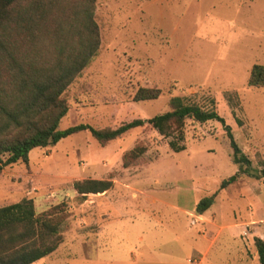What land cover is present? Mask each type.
<instances>
[{"label": "rangeland", "instance_id": "rangeland-1", "mask_svg": "<svg viewBox=\"0 0 264 264\" xmlns=\"http://www.w3.org/2000/svg\"><path fill=\"white\" fill-rule=\"evenodd\" d=\"M79 3L58 0L57 15L48 19L52 28L66 30ZM94 18L100 46L63 93L69 109L61 129L80 123L115 128L150 118L169 110L173 96L203 104L214 98L237 143L258 166L264 147L263 154L254 152L249 128L264 141V87L249 86L248 79L253 64H264V0H96ZM140 87L161 94L137 101ZM226 93L238 99L230 103ZM185 133L187 148L170 152L169 139L149 124L104 144L80 131L4 168L0 207L30 198L37 213L64 208L63 242L32 264H254L238 255L251 238L230 241L228 230L211 244L200 234L202 221L172 207L192 208L238 169L219 121L187 119ZM136 147L144 153L124 166L125 154ZM84 179L113 184L82 196L73 182ZM153 196L162 202L151 205L147 197ZM224 196L206 216L233 205ZM258 200L264 206V185ZM218 218L231 221L230 213Z\"/></svg>", "mask_w": 264, "mask_h": 264}, {"label": "trees", "instance_id": "trees-1", "mask_svg": "<svg viewBox=\"0 0 264 264\" xmlns=\"http://www.w3.org/2000/svg\"><path fill=\"white\" fill-rule=\"evenodd\" d=\"M57 3L58 0H0V173L16 162H27L32 149L55 145L80 131H89L104 144L149 124L169 139L173 151L179 152L186 147V120L192 119L219 121L229 139L232 160L239 171L222 180L220 188L236 181L242 173L264 178V158L257 167L252 166L231 127L217 111L214 98L203 104L173 96L169 110L147 119L135 118L115 128L99 129L80 123L61 129L69 109L63 93L97 54L100 35L94 18L96 0H80L66 30L59 24L52 28L48 21L57 15ZM71 35L75 36L73 42ZM248 85L264 87V64H253ZM160 94L159 88L140 87L135 100L157 99ZM226 97L230 103L238 99L236 94L226 93ZM144 151L143 147L128 151L124 166L129 165L127 158H137ZM112 184L106 179H84L74 181L73 187L83 196L106 192ZM215 196L216 193L202 198L197 212H205ZM64 218L60 205L37 213L30 198L1 206L0 264H32L53 253L63 242ZM254 244L259 262L264 264V239L256 236Z\"/></svg>", "mask_w": 264, "mask_h": 264}, {"label": "crops", "instance_id": "crops-1", "mask_svg": "<svg viewBox=\"0 0 264 264\" xmlns=\"http://www.w3.org/2000/svg\"><path fill=\"white\" fill-rule=\"evenodd\" d=\"M253 66V65H252ZM147 119V118H145ZM250 129L249 134V144H252V148L255 153L262 152L261 148L264 147V141L258 140L253 133L254 131L252 128ZM185 149L187 148V144L185 141ZM184 149V150H185ZM170 152H175L170 148ZM183 151V150H182ZM244 152V150H242ZM180 152V151H179ZM246 154V152H244ZM263 154V153H261ZM248 156V155H247ZM264 158V157H263ZM159 159V158H158ZM158 159L151 162L153 164ZM150 164V165H151ZM239 171V166L236 171H234L230 176L235 174ZM228 176V177H230ZM227 177V178H228ZM156 181H158L157 178H155ZM160 179V178H159ZM226 179V178H224ZM223 179V180H224ZM171 184L175 182L174 179H168ZM221 184V182H220ZM264 185V178L256 179L254 176L249 175L247 173H242L240 177L227 185L225 188H220L214 192L216 193L214 204L216 203L217 199L221 197L222 192H226V196L223 197V202L226 201L227 203H233V205L230 208H222L217 211H211L210 216H206V213L212 208L211 205L205 212L202 214H199L196 210L197 203L201 200H198L192 208L191 206L182 207L181 205H175L173 204L172 207L174 209H177L179 211H182L183 213H186L187 215H194L196 219L199 221H202V231H200V234L202 237L208 241L210 240V243L213 244L215 240L218 239L220 234H222L224 231H228L229 234V240L230 241H236L238 242V238H251V242L248 244H244L239 248L238 255L247 257L249 261H252L254 264H260L259 258H258V252L254 244V237H260L264 239V206L263 204L258 200L259 193H261V188ZM213 193V194H214ZM220 196V197H219ZM154 197V196H153ZM147 200H150L151 205L157 204L158 202H162L161 198L158 196H155L152 199H149L147 197ZM240 201H245L246 204L243 206ZM147 202V201H146ZM189 207V208H188ZM195 209L196 213L193 212ZM243 210L246 211V216L242 217ZM225 213H230L231 215V221L228 224H222L219 221V215H223ZM262 223V224H261ZM261 224V225H257ZM212 227H216L217 230L215 233L211 231ZM211 228V229H210ZM213 232V236L210 237L208 235V232ZM212 235V234H211ZM245 258H240V260H244ZM199 264V262H198Z\"/></svg>", "mask_w": 264, "mask_h": 264}]
</instances>
